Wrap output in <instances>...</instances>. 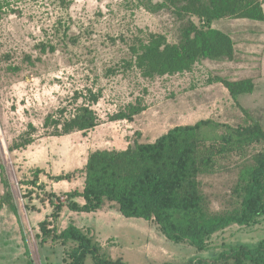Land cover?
Segmentation results:
<instances>
[{
    "label": "rangeland",
    "instance_id": "obj_1",
    "mask_svg": "<svg viewBox=\"0 0 264 264\" xmlns=\"http://www.w3.org/2000/svg\"><path fill=\"white\" fill-rule=\"evenodd\" d=\"M66 1L0 0L4 5L0 17V198L3 165L15 204L12 208L6 203L0 210V264L70 261L68 254L76 242L51 238L42 242L40 222L52 223L50 199L62 202L68 191L82 189V168L92 150L124 149L134 138L153 141L175 125L202 119L213 121L217 133L226 125H246L254 119L264 126V21L215 20L212 26L233 39L234 59L204 58L190 72L150 80L135 70L106 72L117 64L122 68L123 59L129 56L128 45L136 36L154 31L164 33L169 42L178 41L181 21L174 14L149 12L134 0ZM39 42L51 43L56 50L42 53L36 48ZM217 76L229 80L251 77L255 88L233 98L221 82L214 81ZM87 87L102 90L93 105L100 123L87 132L43 136L45 115L62 106L71 110L75 90ZM138 96L146 105L142 113L132 121L109 120ZM28 123L37 127L36 136H42L10 152V142ZM259 148L250 147L245 156ZM243 157L232 154L215 173L201 176L213 211L235 206L232 189ZM68 172H72L70 181H56L57 175ZM76 200L84 201L81 197ZM71 223L88 232L94 242L107 246L112 258L130 264H213L232 245H253L264 239L263 216L256 224H233L213 234L208 250L199 251L187 242L167 240L153 222L121 215L112 203H106L100 212H77L64 206L54 223L57 232ZM83 264H93L91 255Z\"/></svg>",
    "mask_w": 264,
    "mask_h": 264
},
{
    "label": "trees",
    "instance_id": "obj_2",
    "mask_svg": "<svg viewBox=\"0 0 264 264\" xmlns=\"http://www.w3.org/2000/svg\"><path fill=\"white\" fill-rule=\"evenodd\" d=\"M134 1L149 12L168 10L174 14L181 21L179 39L169 42L164 33L154 31L136 36L128 45L129 56L123 59L122 68L118 64L109 67L106 75L135 70L142 78L152 80L190 72L204 58L232 60L233 39L227 32L214 28L213 22L226 17L264 21L263 0ZM3 9L0 3V17ZM36 48L42 53L56 50L55 45L44 42L36 44ZM27 60L32 62L28 55ZM214 81L221 82L233 98L252 93L255 88L251 77L229 80L217 76ZM101 96L100 88L75 90L71 110L62 106L45 115L42 135L65 136L95 128L100 122L93 105ZM145 109L144 100L138 96L110 115L109 120L132 121ZM213 124L210 119H202L194 124L175 125L153 141L134 138L124 149L92 150L82 168V189L68 191L62 202L58 198L57 203L50 199L52 223L40 222L42 242L49 238L62 243L76 242L68 254L70 261L65 264H83L87 255H91L93 264H130L122 258H112L107 246L94 242L88 232L72 223L57 232L54 223L64 206L72 211L94 212L106 203L116 204L121 215L153 222L167 240L176 244L187 242L199 251L208 250L211 236L230 225L256 224L264 216V126L254 119L246 125H226L223 132L217 133ZM36 131L37 127L28 123V128L10 142L8 150L12 152L32 144L42 136H36ZM256 145L260 148L246 157L247 150ZM232 154L244 155L232 189L236 204L230 210L213 211L202 189L201 176L215 173ZM39 170L35 172V184ZM1 177L4 193L0 210L6 203L15 208L3 165ZM71 177L72 172H68L55 179L70 181ZM79 197L83 203L76 200ZM27 264L33 262L29 260ZM213 264H264V239L253 245H232L222 250Z\"/></svg>",
    "mask_w": 264,
    "mask_h": 264
},
{
    "label": "crops",
    "instance_id": "obj_3",
    "mask_svg": "<svg viewBox=\"0 0 264 264\" xmlns=\"http://www.w3.org/2000/svg\"><path fill=\"white\" fill-rule=\"evenodd\" d=\"M83 202H84V201H83ZM83 202H82V203H83ZM112 204H113V203H112ZM103 206H105V205H103ZM102 208H103V207H102ZM100 211H101V209L97 210V212H100ZM106 220H108V218H107Z\"/></svg>",
    "mask_w": 264,
    "mask_h": 264
}]
</instances>
